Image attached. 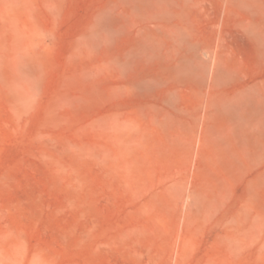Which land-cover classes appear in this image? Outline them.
Wrapping results in <instances>:
<instances>
[{
  "label": "rangeland",
  "instance_id": "374dc122",
  "mask_svg": "<svg viewBox=\"0 0 264 264\" xmlns=\"http://www.w3.org/2000/svg\"><path fill=\"white\" fill-rule=\"evenodd\" d=\"M0 264H264V0H0Z\"/></svg>",
  "mask_w": 264,
  "mask_h": 264
},
{
  "label": "bare ground",
  "instance_id": "6f19581e",
  "mask_svg": "<svg viewBox=\"0 0 264 264\" xmlns=\"http://www.w3.org/2000/svg\"><path fill=\"white\" fill-rule=\"evenodd\" d=\"M21 63H22V62H21ZM17 64H18V63H17ZM19 64H20V63H19ZM23 64H24V63H23ZM23 64H22V65H23ZM25 64H26V63H25ZM26 66H27V64H26ZM23 67H24V65H23ZM21 68H22V67H21ZM18 69H19V71L21 72L22 69H21V70H20V68H18ZM26 69H28V68H25V69H23V70H26ZM17 71H18V70H17ZM19 71H18V73L21 74ZM22 72H23V71H22ZM29 72H30V71H29ZM25 73H26V72H25ZM19 74H18V75H19ZM26 74H27V73H26ZM179 74H180V73H179ZM16 75H17V74H16ZM18 75H17V76H18ZM27 76H28V74L26 75V77H27ZM30 76H31V75H30ZM15 77H16V76H15ZM18 78H19V76L17 77V79H18ZM30 78H31V77H30ZM19 80H22V77H21V79L19 78ZM27 80H29V77H28ZM27 80H26V81H22V82L26 83ZM198 82H199V81H198ZM26 85H27V84H26ZM202 85H203V83H202ZM17 92H18V91H17ZM223 106H224V105H223ZM224 108H225V107H224Z\"/></svg>",
  "mask_w": 264,
  "mask_h": 264
}]
</instances>
